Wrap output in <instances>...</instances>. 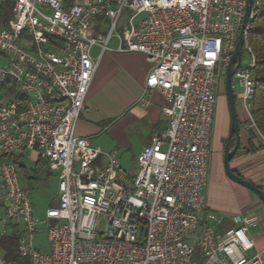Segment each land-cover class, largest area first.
<instances>
[{
  "label": "built area",
  "instance_id": "1",
  "mask_svg": "<svg viewBox=\"0 0 264 264\" xmlns=\"http://www.w3.org/2000/svg\"><path fill=\"white\" fill-rule=\"evenodd\" d=\"M9 1L10 18L0 25L7 61L0 65V158L27 161L35 152L55 174L57 202L37 221L14 164L0 159V238L14 227L29 264H264V250L250 254L256 216L234 217L222 233L215 215L200 222L215 85L234 52L246 0ZM261 6L253 0L250 23ZM125 10L131 16L122 26ZM246 35L248 65L240 60L233 81L258 133ZM94 47L141 54L151 69L135 106L147 108L155 93L164 101L166 126L138 154L131 178L120 171L117 151L103 153L75 136L96 72ZM258 187L264 195V182ZM39 232L47 253L35 246ZM0 264H9L1 254Z\"/></svg>",
  "mask_w": 264,
  "mask_h": 264
},
{
  "label": "crops",
  "instance_id": "2",
  "mask_svg": "<svg viewBox=\"0 0 264 264\" xmlns=\"http://www.w3.org/2000/svg\"><path fill=\"white\" fill-rule=\"evenodd\" d=\"M112 46H116L115 41ZM90 55L97 67L85 99L84 109L75 127V136L87 139L92 146V142L107 133L111 129L110 126L117 121H122L127 125L143 122L151 131V135L146 138L143 144V149L149 145L151 138L162 132L166 126L165 118L161 114L164 101L158 93L152 96L147 108L135 106L144 88V82L151 65L141 54L137 53L105 52L101 54L100 49L94 47ZM238 122L240 124L239 147L248 150V136L254 130L249 126L244 113L239 116ZM162 123L164 124L161 125ZM212 123L213 117L210 128V159L208 163V173H212V177L209 178L208 174L204 191L206 209L200 222L201 224L205 223L206 216L213 214L222 222L217 227V232L222 233L231 227L234 217L256 216L257 225L248 229V236L253 243L250 254L263 251L264 206L250 191L230 182L223 171V153L230 127L228 108L219 112L214 126ZM262 143L256 137L251 138V145L255 148ZM114 145L109 148H102L99 144L95 146L103 153H109L117 151ZM233 146L234 139H231L229 149ZM229 168L243 180L258 186L264 182V147L252 154L236 153L229 163Z\"/></svg>",
  "mask_w": 264,
  "mask_h": 264
},
{
  "label": "rangeland",
  "instance_id": "3",
  "mask_svg": "<svg viewBox=\"0 0 264 264\" xmlns=\"http://www.w3.org/2000/svg\"><path fill=\"white\" fill-rule=\"evenodd\" d=\"M131 14L128 11H123L122 19L120 25H124L130 18ZM124 20V21H123ZM124 22V24H123ZM106 29H103V34H105ZM119 32V31H118ZM114 41H111V45ZM7 61L0 57V65H6ZM241 65L247 66L248 60L245 58L244 54H241ZM224 76L219 77L215 85V95L216 104L213 113V126L218 119L219 112L227 109L226 97H225V86H224ZM232 90L235 96L238 94L239 90L236 83L232 80ZM236 114L237 117L243 113L241 103L236 99ZM165 120V119H164ZM166 122V120H165ZM162 123L161 125H163ZM111 129L105 134H102L97 138V140L92 142V146L100 145L102 148H109L114 145L118 152L119 165L122 173L127 177L131 178L136 171L135 161L139 152L141 151L143 144L151 135V131L147 125L143 122H137L135 124H125L122 121L115 122ZM94 140V139H93ZM96 147V146H95ZM29 160H22V165L24 166V171H17L19 181L22 185L29 187L31 204L34 212V218L37 221L44 219L45 210L48 207L55 206L57 200V179L54 173L47 170V166L40 167L36 174H33L35 169L36 154L28 153ZM41 165V164H40ZM209 174L212 177V173ZM24 176L29 178L27 181ZM35 246L41 248L42 253L48 252V244L43 237V234L39 232V235L35 239Z\"/></svg>",
  "mask_w": 264,
  "mask_h": 264
},
{
  "label": "trees",
  "instance_id": "4",
  "mask_svg": "<svg viewBox=\"0 0 264 264\" xmlns=\"http://www.w3.org/2000/svg\"><path fill=\"white\" fill-rule=\"evenodd\" d=\"M66 1L68 3L71 2V0ZM261 4V13L253 18L246 35L247 45L251 49L255 59V66L253 70L255 90L251 101L250 117L258 133L252 131V133L248 136L249 149L243 150L238 147L237 154H252L256 150L264 147V143L257 148L251 145L252 137H256L261 141L262 139L264 140V0H261ZM10 7L11 3L9 0H3L0 2V25L9 20L11 13ZM0 159L13 163L16 171H24L21 157L11 155L3 156ZM44 165L47 166L44 161L36 162L35 169L32 171L33 174H36L39 168L44 167ZM24 178L27 181L30 180L26 176H24ZM27 188L30 191L29 187ZM0 251L2 252L1 255L4 260L9 264H29L26 259L21 258L18 254L17 236L14 227H10L7 236L0 238Z\"/></svg>",
  "mask_w": 264,
  "mask_h": 264
},
{
  "label": "water",
  "instance_id": "5",
  "mask_svg": "<svg viewBox=\"0 0 264 264\" xmlns=\"http://www.w3.org/2000/svg\"><path fill=\"white\" fill-rule=\"evenodd\" d=\"M252 3L253 0H246V9H245L244 18L242 20V25L239 31L238 40L224 75L225 97H226L227 108L229 113L230 127H229L227 143L225 145L224 153H223V171L226 178L230 182L250 191L252 194L256 196V198L264 206V195L262 194L260 189L255 185L251 184L250 182L243 180L241 177H239L234 172H232L229 168V163L237 153V149L239 147V123L236 114V105H235L236 96L232 90V80L240 64L242 48L244 44V35L250 25L249 17H250ZM231 139H234V146L231 149H229V144Z\"/></svg>",
  "mask_w": 264,
  "mask_h": 264
}]
</instances>
